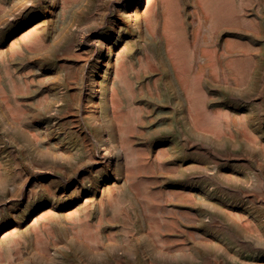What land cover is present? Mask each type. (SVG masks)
<instances>
[{"label":"rangeland","instance_id":"374dc122","mask_svg":"<svg viewBox=\"0 0 264 264\" xmlns=\"http://www.w3.org/2000/svg\"><path fill=\"white\" fill-rule=\"evenodd\" d=\"M152 1L0 0V264H264V0Z\"/></svg>","mask_w":264,"mask_h":264},{"label":"bare ground","instance_id":"6f19581e","mask_svg":"<svg viewBox=\"0 0 264 264\" xmlns=\"http://www.w3.org/2000/svg\"><path fill=\"white\" fill-rule=\"evenodd\" d=\"M149 0H139V4H138V7H141L142 5H145V3H147ZM152 1V0H151ZM185 1V0H184ZM203 1V0H202ZM223 0H221V2H222ZM225 1V0H224ZM243 1V0H242ZM153 2V1H152ZM159 2V1H158ZM179 2V1H178ZM244 2V1H243ZM155 3H157V2H155ZM186 2H184V4H185ZM225 3V2H224ZM210 4V3H209ZM208 4V5H209ZM219 4V3H218ZM254 4V3H253ZM155 5V4H154ZM183 5V4H182ZM223 5H226V4H223ZM252 5V4H251ZM250 5V6H251ZM170 6H172V5H170ZM186 6V5H185ZM184 6V7H185ZM197 6V5H196ZM235 6V5H234ZM143 7V6H142ZM153 7V6H152ZM191 7V6H190ZM247 7V6H246ZM175 8V7H174ZM187 8H188V6H187ZM195 8V7H194ZM241 8V7H240ZM244 8V7H243ZM245 9V8H244ZM257 9V8H256ZM176 10V9H175ZM182 10V9H181ZM181 10H179V11H181ZM215 10H216V8H215ZM220 10V9H219ZM239 10V9H238ZM246 10V9H245ZM248 10H249V8H248ZM186 11V10H185ZM237 11V10H236ZM189 12V11H188ZM224 12V11H223ZM233 12V11H232ZM239 12H240V10H239ZM181 13V12H180ZM225 13V12H224ZM237 13V12H236ZM248 13V12H247ZM179 14V13H178ZM182 14V13H181ZM187 14V13H186ZM232 14V13H231ZM230 14V15H231ZM241 14V13H240ZM254 14V13H253ZM189 15V14H188ZM212 15H213V13H212ZM237 16V14H234V16ZM142 16H143V18H144V20L145 21H147L148 23H149V25L150 26H152V21H153V9L147 4V6H146V8L144 9V11L142 12ZM187 16V15H186ZM220 16H221V14H220ZM226 16V15H225ZM235 16V17H236ZM182 17V16H181ZM228 17V16H227ZM241 16H239V17H236V18H240ZM251 17V16H250ZM169 18L170 17H167V15H165L164 14V22H163V24H162V28H163V33H164V36H165V39H166V42H167V44H171L172 43V41H173V38L174 37H176L177 38V34H175V28L173 27V25L171 24V21L169 20ZM187 18V17H186ZM253 18V17H252ZM155 19V18H154ZM189 19H191V16H189ZM216 19H217V17H216ZM225 19V18H224ZM258 19V18H257ZM183 20V19H182ZM200 20V19H199ZM228 20H229V17H228ZM232 20V19H231ZM242 20H244V18L242 19ZM259 20V19H258ZM142 21V20H141ZM218 21V20H217ZM227 21V20H226ZM237 21H238V19H237ZM236 21V22H237ZM248 21V20H247ZM201 22V21H200ZM220 22V21H219ZM239 22H240V20H239ZM257 22V21H256ZM259 22H261L260 20H259ZM223 23H224V21H223ZM226 23V22H225ZM231 23V22H230ZM238 23V22H237ZM144 24H145V22H144ZM183 24V23H182ZM219 24H222V23H219ZM259 24V23H258ZM155 25V24H154ZM153 25V26H154ZM189 25V24H188ZM243 25V24H242ZM255 25H257V24H255ZM158 26V25H157ZM261 26V25H260ZM197 27V26H196ZM200 27V26H199ZM224 28V27H223ZM259 28V27H258ZM186 29V28H185ZM206 29H208V28H206ZM220 29V28H219ZM248 29H250V28H248ZM154 30V29H153ZM205 30V29H204ZM225 30V29H224ZM147 31V30H146ZM185 31V30H184ZM187 31H188V29H187ZM186 31V32H187ZM261 31V30H260ZM199 32V31H198ZM210 32V31H209ZM213 32V31H212ZM225 32V31H224ZM227 32V31H226ZM190 33V32H189ZM237 33V32H236ZM209 34V33H208ZM217 34V33H216ZM222 34V33H221ZM220 34V35H221ZM242 34V33H241ZM241 34H238V35H241ZM250 34V33H249ZM256 34H258L259 35V32L258 33H256ZM174 35H176V36H174ZM218 35V34H217ZM219 35V36H220ZM211 36V35H210ZM218 36V37H219ZM244 36V35H243ZM189 37H190V34H189ZM229 37V36H228ZM235 37V36H234ZM233 37V38H234ZM242 37V36H241ZM240 37V38H241ZM253 37V36H252ZM206 38H207V36H206ZM236 38V37H235ZM240 38H238V39H240ZM246 38V37H245ZM250 38V36L248 37V39ZM209 39H211L210 37H209ZM250 39H252V38H250ZM242 40V39H241ZM255 40V39H254ZM258 40V39H257ZM181 41V40H180ZM213 41V40H212ZM216 41V40H215ZM232 41V40H231ZM246 41H248L247 39H246ZM253 41V40H252ZM195 42V41H194ZM251 42V41H250ZM190 43V42H189ZM219 43V42H218ZM239 43V42H238ZM252 43V42H251ZM255 43V42H254ZM261 43V42H260ZM207 45H209L208 44V42L206 43ZM215 44V43H214ZM234 44V43H233ZM232 44V45H233ZM240 44H241V42H240ZM245 44H248V42L247 43H245ZM262 44V43H261ZM186 45V44H185ZM216 45V44H215ZM219 46H220V44H219ZM247 46V45H246ZM246 46H245V48L244 49H246L247 50V48L248 49H250L249 48V46L246 48ZM255 46V45H254ZM257 46H259V48L261 47L260 45H258L257 44ZM256 46V47H257ZM173 47V46H172ZM229 47H231V49H232V46H229ZM235 47V46H234ZM171 48V47H170ZM199 48V47H198ZM236 48H238V49H240L241 48V46H237ZM264 48V47H263ZM218 49V48H217ZM222 49H223V47H222ZM221 49V50H222ZM258 49V48H257ZM215 50H216V48H215ZM246 50H244V51H246ZM189 51V50H188ZM215 51L213 50V53H214ZM220 52H223V51H220ZM248 52V51H247ZM246 52V53H247ZM185 53H187V51L185 52ZM207 53V52H206ZM211 53V52H210ZM209 53V54H210ZM188 54V53H187ZM253 54V53H252ZM251 53H250V55H252ZM175 55V54H174ZM214 55H216V53L214 54ZM226 55H229L228 53H226ZM240 55V54H239ZM238 55V56H239ZM249 55V54H248ZM193 56V55H192ZM230 56V55H229ZM237 56V57H238ZM213 57V56H212ZM215 57V56H214ZM240 57V56H239ZM238 57V58H239ZM244 57V56H243ZM256 57V56H255ZM118 58V57H117ZM170 59H171V62H172V67H173V69H176V76H177V79H178V81H179V83H180V85L181 86H184V83H185V81H187L186 79H185V77H183L181 74H180V72H178V70H177V68L175 67L176 65H174L173 64V60H172V56L170 55V57H169ZM210 59H212L211 58V55H210V57H209ZM231 58V57H230ZM233 58H235V57H233ZM242 58V57H241ZM248 58H250V57H248ZM252 58H253V56H252ZM257 58V57H256ZM189 59H190V57H189ZM203 59V58H202ZM255 59V58H254ZM192 60H193V58H192ZM204 60V59H203ZM224 60V59H223ZM235 61H236V59H234ZM241 59H239V61H240ZM244 60V59H243ZM252 60V59H251ZM251 60H249V61H251ZM116 61V60H115ZM124 61H125V58H124ZM212 61H214V60H212ZM242 61V60H241ZM240 61V62H241ZM253 61V60H252ZM256 61V60H255ZM254 61V62H255ZM190 62V61H189ZM189 62H188V64H189ZM202 62H204V61H202ZM229 62V61H228ZM233 62V61H232ZM243 62H245V61H243ZM229 63H231V61L229 62ZM234 63V62H233ZM232 63V64H233ZM236 63V62H235ZM234 63V64H235ZM240 64H242V62L240 63ZM245 64V63H244ZM243 64V65H244ZM253 64V63H252ZM251 64V65H252ZM231 65V64H230ZM247 65V64H246ZM249 65V64H248ZM179 66V65H178ZM181 66V65H180ZM214 66V62L213 63H211L210 61L208 62V63H206V64H202V65H200L199 67H198V69H197V73H196V75H197V77H198V79H199V81L197 80V82H201L202 80H204V78L206 77L210 82H218L219 83V81H220V79H221V77L219 76V74H217L216 72H214L213 71V69H212V67ZM232 66V65H231ZM206 67H208V68H210L209 69V71H208V73H205V68ZM215 67V66H214ZM224 67V66H223ZM223 67H222V69H223ZM235 67H238V69H240L239 68V66L238 65H235ZM244 67V66H243ZM243 67H241V69L243 68ZM189 69H190V67H188ZM216 68V67H215ZM250 68V67H249ZM217 69V68H216ZM215 69V70H216ZM244 69H246V66H245V68ZM183 70V69H182ZM243 70V69H242ZM246 70H248V66H247V69ZM236 71L237 72H239V70H237V68H236ZM218 72V71H217ZM228 72H230V73H233L232 72V68L231 67H229L228 66ZM243 72V71H242ZM246 72V71H245ZM251 72V71H250ZM122 73V72H121ZM194 73V72H193ZM234 73H235V71H234ZM240 73V72H239ZM126 74V73H125ZM237 74V73H236ZM247 74H249V71H248V73L246 72V77H247ZM258 74V73H257ZM256 74V75H257ZM191 75V74H190ZM193 75V74H192ZM191 75V76H192ZM255 75V74H254ZM189 76V75H188ZM227 76V75H226ZM240 76H242V74H240ZM194 77V76H193ZM192 77V78H193ZM238 77V76H237ZM245 77V78H246ZM253 77V76H252ZM257 78V77H256ZM194 79V78H193ZM261 79H263V77H261ZM125 80V79H124ZM241 80V79H240ZM240 80H238L237 79V81H240ZM244 80V78L242 79V81ZM246 80H247V78H246ZM191 81H194V80H191ZM197 82H195L197 85H199ZM221 82H223V81H221ZM228 82V81H227ZM247 81H245V82H242V84H244V83H246ZM254 82V81H253ZM191 83V82H190ZM205 83V82H204ZM239 83H241V81L239 82ZM238 83V84H239ZM173 84V83H172ZM206 84V83H205ZM220 84V83H219ZM252 84H254V83H251L250 85H252ZM122 85V84H121ZM249 85V84H248ZM229 86V85H228ZM237 86V85H236ZM242 86V85H241ZM253 86V85H252ZM256 86V85H255ZM255 86H253V87H255ZM185 87V86H184ZM183 87V88H184ZM203 87V86H202ZM205 87V86H204ZM175 88V87H174ZM196 88V87H195ZM192 90H193V88H192ZM195 91V90H194ZM203 91V90H202ZM193 92V91H192ZM192 92H190V93H192ZM204 92V91H203ZM245 92V91H244ZM178 93V92H177ZM189 93V92H188ZM205 93H207V92H205ZM209 93V92H208ZM204 94V93H203ZM201 95V94H200ZM206 95V94H205ZM194 97V96H193ZM200 97V96H199ZM197 99V98H196ZM113 116H115V115H113ZM226 120V119H225ZM236 120V119H235ZM237 120H239V119H237ZM227 121H229V120H227ZM239 123H241V121L239 120ZM240 130V129H239ZM244 136H245V133H244ZM249 139V138H248ZM250 141H251V138H250ZM111 159V158H110ZM109 161H111V160H109ZM108 161V162H109Z\"/></svg>","mask_w":264,"mask_h":264}]
</instances>
